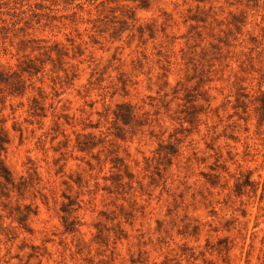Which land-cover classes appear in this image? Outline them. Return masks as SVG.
I'll return each mask as SVG.
<instances>
[{"label":"rangeland","instance_id":"1","mask_svg":"<svg viewBox=\"0 0 264 264\" xmlns=\"http://www.w3.org/2000/svg\"><path fill=\"white\" fill-rule=\"evenodd\" d=\"M0 72V264H264V0H0Z\"/></svg>","mask_w":264,"mask_h":264},{"label":"trees","instance_id":"2","mask_svg":"<svg viewBox=\"0 0 264 264\" xmlns=\"http://www.w3.org/2000/svg\"><path fill=\"white\" fill-rule=\"evenodd\" d=\"M43 1H47V0H43ZM122 1H131V2H135L136 0H122ZM2 77H3V76H2V74H1V72H0V81H3V80H1ZM0 147H1V144H0ZM3 177L6 179V181H10L9 178H8V176L4 175Z\"/></svg>","mask_w":264,"mask_h":264}]
</instances>
